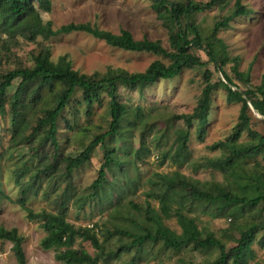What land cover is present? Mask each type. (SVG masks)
Masks as SVG:
<instances>
[{"label": "rangeland", "instance_id": "rangeland-1", "mask_svg": "<svg viewBox=\"0 0 264 264\" xmlns=\"http://www.w3.org/2000/svg\"><path fill=\"white\" fill-rule=\"evenodd\" d=\"M187 3L189 0H170ZM207 2L208 0H193ZM237 0H224L211 10L199 13L183 21L196 25L205 37L211 35L216 22L231 15ZM253 12L248 17L234 19L230 27L222 30L218 38L227 45L229 58L237 59L239 70L247 72L252 65L251 81L239 84L242 90L259 87L264 79V0H240ZM52 10L41 12L43 21L52 22L54 29L70 23H90L101 30L118 34L130 31L136 40L160 41L170 49L169 30L158 16L149 0H51ZM49 49L51 59L57 62L67 56L73 68L84 75L108 71L143 73L155 61L165 65L170 59L153 53H134L109 46L104 41L85 33H71L50 39L37 37L28 40L20 34L0 33V73L7 74L20 68H32L34 57L43 49ZM204 62L209 58L203 51H194ZM232 62L225 70L232 73ZM212 72L213 84L223 81L214 65L195 70H184L175 79L163 80L144 89L131 90L119 87V100L128 109L121 123L122 135L109 137L106 150L118 153L119 163L107 172V184L98 198L92 194L91 185L98 178L104 163V149L99 145L93 151L91 161L73 173L70 184L65 177L68 158L78 157L98 136L110 131V99L102 95V101L88 111L82 91H77L58 121L60 150L54 159L51 142L42 146L45 131L34 133L38 118L44 117L43 108L54 105L53 95L44 91L39 107L29 106L22 111L19 122L12 115V98L21 80L14 82L4 100L5 112L0 110V227L17 229L24 238L23 247L28 264H64L56 260L57 250H44L41 242L46 237L42 222L31 220L27 211L17 203L22 191L29 188L27 206L34 213H63L66 220L76 227H86L97 233L107 252L117 251L132 240L118 236L117 229L144 233L152 229L141 208L148 203L159 210L160 202L148 198L147 193L164 189L153 185L156 175H177L195 184L200 190L218 194L225 189L233 194L255 197L264 194V152L256 156L236 155L242 146L252 142L245 132L236 142H229L225 149L211 150L220 141H226L239 122L241 103H230L227 92L218 85L210 98L208 125L204 140L198 133L200 123L194 121L188 128L175 115L192 114L198 106L206 86L205 71ZM57 89L61 86L57 85ZM251 129L264 136L258 117L250 110ZM189 130V160L182 166L174 163L177 151V133ZM230 157V161L227 158ZM224 159V170L208 166V160ZM48 167L49 171H38ZM86 199V201H85ZM88 199V200H87ZM84 201V208L81 204ZM172 209H181L196 219L204 237L213 234L226 249L239 243L242 231L251 225L264 223V203L257 207H227L222 204L193 202L184 191H177L170 202ZM165 224L181 234L175 218ZM12 243L0 241V264H17ZM75 249H85L92 256L97 251L90 242L77 240ZM256 258L250 264H264V230L256 236L253 245ZM64 251V249H60ZM136 249L124 253L118 259H106L99 264H129ZM218 249L181 251L167 250L161 243L146 244L139 252L137 264H213L219 258ZM233 264V263H231Z\"/></svg>", "mask_w": 264, "mask_h": 264}, {"label": "trees", "instance_id": "trees-1", "mask_svg": "<svg viewBox=\"0 0 264 264\" xmlns=\"http://www.w3.org/2000/svg\"><path fill=\"white\" fill-rule=\"evenodd\" d=\"M153 9L164 21L169 30L170 49L163 46L160 41L149 39L136 40L128 30H121L118 34L101 30L90 23H70L59 29H54L52 22H44L41 12L49 13L52 10L51 0H0V33L10 35H22L28 40H35L37 37L50 39L71 33H85L95 39L104 41L109 46L134 53H153L170 59V64L165 65L161 61H155L143 73L129 74L127 72L108 71L101 75L94 73L84 75L73 68L72 61L67 56L60 57L57 62L51 59L49 49H43L34 57L32 68H20L8 72L0 73V110L5 112L4 100L9 90L17 80H21L17 91L12 98V115L15 123L19 122L22 111L29 106L35 109L39 107L40 101H44L42 94L49 91L54 98V105L50 108H43L44 117H39L34 133L45 131L42 146L51 142L54 149V159L58 157L60 144L58 141V121L66 110L69 101L79 90L83 92L84 100L88 111L95 104L102 101V95L107 94L110 102V115L112 118L110 131L98 136L91 142L85 150L76 158L65 160V177L71 184L75 170L82 168L89 163L93 151L99 145L104 149V163L102 164L98 178L92 183V194L88 197L98 198L100 191L107 184V172L113 166L118 165V153L114 150H106V140L109 137L122 135L121 123L128 114V109L119 100V87L123 86L131 90L144 89L163 80H172L180 76L184 70H195L206 68L210 64L214 65L217 72L222 74L223 81L213 84L212 72L205 71L206 86L198 106L192 114L175 115L176 121H182L190 128L194 121L200 123L198 138L204 140L208 116L210 111V98L212 92L218 85H221L227 92V100L230 103H241L239 122L233 133L226 141L213 144L211 150L225 149L229 142L238 141L245 132L252 139L249 144L240 147L235 154L243 156H256L264 152V136L251 129V117L249 103L263 117L261 124L264 127V79L259 87L242 90L237 83L250 84L251 65L247 72L239 70L237 59H230L227 45L218 38L219 32L230 27L231 22L238 17H248L252 10L241 4L240 0L235 3V8L231 15L215 23L210 36L205 37L202 31L189 22L186 25L183 21L190 20L199 13L211 10L214 6L224 0H208L207 2H196L189 0L187 3L172 2L170 0H149ZM195 50L203 51L209 58L204 62L195 54ZM232 62V73H228L225 67ZM57 85L61 86L57 89ZM189 130H180L177 133V151L174 163L182 166L189 160ZM230 161V157L227 158ZM208 166L224 170V159L208 160ZM48 167L38 171L35 179L40 174L48 172ZM157 181H152L155 186L161 185L163 191L160 193L154 190L147 193L148 198H155L160 202L159 210H156L148 203L147 207L141 208L133 205L137 210L143 211L146 221L153 226L146 229L144 233H134L125 229H117L118 236L131 239L130 243L120 246L115 252H107L101 243L97 233L86 227H76L68 222L63 213L53 214L48 212L34 213L27 206L29 188L22 191V197L18 200L21 208L27 211V216L31 220L42 222V228L46 232V237L41 242L44 250H57L56 260L64 264H99L106 259H118L124 253H131L136 249V255L129 264H137L139 252L148 243H161L165 249L181 251L192 247L194 250L218 249L219 258L213 264H250L256 258L253 245L260 230H264V223L251 225L242 231L239 243L236 247L227 250L224 243L213 234L204 237L199 229L197 221L193 217L186 215L181 209H172L170 202L177 191H184L193 202H205L208 204H222L227 207L251 206L257 207L264 203V194L255 197L241 196L222 189L214 195L200 190L195 184L179 178L177 175H156ZM88 200V199H87ZM86 201V199H85ZM84 201L81 209L84 208ZM175 218L181 234L169 228L165 221ZM77 240L90 242L97 251L92 256L85 249H75ZM0 241L12 243L17 264H28L24 251V238L17 229L8 230L0 227ZM64 249V251H60Z\"/></svg>", "mask_w": 264, "mask_h": 264}, {"label": "water", "instance_id": "water-1", "mask_svg": "<svg viewBox=\"0 0 264 264\" xmlns=\"http://www.w3.org/2000/svg\"><path fill=\"white\" fill-rule=\"evenodd\" d=\"M249 107L251 108V110L258 116V117H262L260 116V114L255 110V108L253 107V105L251 103H249Z\"/></svg>", "mask_w": 264, "mask_h": 264}]
</instances>
